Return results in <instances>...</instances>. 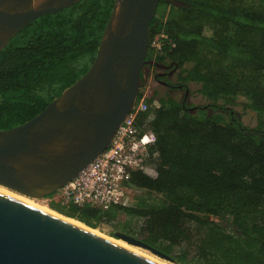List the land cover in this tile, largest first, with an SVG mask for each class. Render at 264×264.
Instances as JSON below:
<instances>
[{
  "label": "trees",
  "instance_id": "trees-1",
  "mask_svg": "<svg viewBox=\"0 0 264 264\" xmlns=\"http://www.w3.org/2000/svg\"><path fill=\"white\" fill-rule=\"evenodd\" d=\"M114 1L80 0L43 14L0 50V129L32 118L86 72ZM158 7L165 17L152 18L149 37L164 31L174 47L157 61L170 59L178 67L172 84H197L205 101L189 105L154 91L149 99L161 107L139 114L158 157L128 183L152 201L106 210L47 205L92 228L125 214L117 230L178 264H264V0H159ZM247 111L254 126L241 120Z\"/></svg>",
  "mask_w": 264,
  "mask_h": 264
},
{
  "label": "water",
  "instance_id": "water-1",
  "mask_svg": "<svg viewBox=\"0 0 264 264\" xmlns=\"http://www.w3.org/2000/svg\"><path fill=\"white\" fill-rule=\"evenodd\" d=\"M80 0H0V50L30 22ZM159 0H115L93 61L32 118L0 129V187L42 200L110 144L148 79ZM165 84V83H163ZM113 237L178 264L119 230ZM0 264H160L0 190Z\"/></svg>",
  "mask_w": 264,
  "mask_h": 264
},
{
  "label": "built area",
  "instance_id": "built-area-1",
  "mask_svg": "<svg viewBox=\"0 0 264 264\" xmlns=\"http://www.w3.org/2000/svg\"><path fill=\"white\" fill-rule=\"evenodd\" d=\"M173 47L172 39L164 31L149 38L148 51L153 57L167 56L165 51ZM140 92L141 97L117 127L109 146L50 197H45L47 201L56 200L65 206L90 205L101 210L112 205H137V194L143 191L129 184V178L133 171L155 160L158 152L155 134L142 129L136 120L140 113L161 107L158 98L149 99V88H141Z\"/></svg>",
  "mask_w": 264,
  "mask_h": 264
},
{
  "label": "rangeland",
  "instance_id": "rangeland-1",
  "mask_svg": "<svg viewBox=\"0 0 264 264\" xmlns=\"http://www.w3.org/2000/svg\"><path fill=\"white\" fill-rule=\"evenodd\" d=\"M165 12H166L165 7H158L156 9L155 16L159 17V18L165 17L164 16ZM149 70H151V69L148 68V71ZM177 72H178V69H176L175 74L173 76L169 77L168 80L174 83L176 81ZM197 87H198V85L193 83V82L189 83V85H188L190 96L188 98V102L187 103H189V105L201 104V103H204V101H205V100L202 99L200 94H198L196 92ZM148 88L151 90L152 93L154 91H156L157 94L160 95V96H168L166 88L165 87L162 88L161 84L158 83V82H155L154 80H152L151 77L148 78L147 82L142 87V89H148ZM170 95L172 97H174V98H177V99H181V97H182V93L180 91L171 93ZM235 108L237 110H239V111L242 110L241 106H236ZM241 120H242V122L244 124H247L249 126H254L256 124V115L253 112H251V111H247L246 113H244L241 116ZM142 198L149 199L148 202L152 201L151 196L149 197L144 191L143 192H139L137 194V199H138L137 201H139ZM32 200H34L36 203H39V204H41L43 206H46V208L52 209L51 207H49L47 205L48 201L45 198L42 199V200H37V199H33L32 198ZM38 206H40V205H38ZM52 210H54V209H52ZM54 211H56V210H54ZM56 212H58V211H56ZM125 218H126V215L121 213V214H119L117 216V219H115L114 221L109 222V223L108 222H103V223L100 224L99 227H96V229L101 231V232H103V233H105V234H107V235L113 236V235L110 234V232H112L114 230H117L118 229V227H117L118 223H122L125 220ZM142 222H143V219H140L138 225H141ZM145 251H147V250H145Z\"/></svg>",
  "mask_w": 264,
  "mask_h": 264
},
{
  "label": "bare ground",
  "instance_id": "bare-ground-1",
  "mask_svg": "<svg viewBox=\"0 0 264 264\" xmlns=\"http://www.w3.org/2000/svg\"><path fill=\"white\" fill-rule=\"evenodd\" d=\"M0 190H1V191H4V192H7V193H9V194H12V195L18 197L19 199H21V200H23V201H25V202H27V203L33 205V206H36V207H38V208H40V209H42V210H45V211H48V212H50V213L56 214V215H58V216H60V217H64V218L68 219L69 221H71V222H73V223H75V224H77V225H80V226H82V227H85V228L91 230V231L94 232V233H97V234H99V235H101V236H103V237H105V238H107V239H110V240H112V241L118 243V244L121 245V246H124V247H126V248H128V249H130V250H133V251H135V252H137V253H139V254H141V255H143V256H145V257H147V258H149V259H151V260H153V261H156L157 263H160V264H174V263H172V262H170V261H168V260L161 259V258H159L158 256L153 255V254L150 253L149 251H145V249H142V248H140V247H137V246H134V245L128 244L127 242H125V241L122 240V239H119V238H116V237H113V236L107 235V234H105V233H103V232L97 230L96 228H92V227H90V226H88V225H86V224H84V223H81L80 221L76 220L75 218H74V219H73V218H70V217L65 216V215H63V214H61V213H58V212H56V211H54V210H52V209H50V208H46V206H43V205H41V204H39V203H36V202H35L34 200H32V198H30V197H26V196L21 195V194H19V193L12 192V191H10L9 189L3 188V187H0ZM33 199H34V198H33ZM38 205H40V206H38Z\"/></svg>",
  "mask_w": 264,
  "mask_h": 264
},
{
  "label": "flooded vegetation",
  "instance_id": "flooded-vegetation-1",
  "mask_svg": "<svg viewBox=\"0 0 264 264\" xmlns=\"http://www.w3.org/2000/svg\"><path fill=\"white\" fill-rule=\"evenodd\" d=\"M147 58L149 60L155 61L158 64L164 65L165 68L160 67V66H156L153 63H149L146 64L145 67L148 69H151L148 71V78L151 77L152 80H154L155 82H158L161 84V87H165L167 92L169 94L174 93V92H178L180 91L182 93V97L181 100L183 102H188V98L190 96L189 93V89L188 88H183L182 86H178L175 87L172 82H168L169 77L173 76L175 74L176 69H178V67H176L172 61H170V59H165L163 61H157L156 58H149L147 56ZM165 83V84H163ZM151 92V90H150Z\"/></svg>",
  "mask_w": 264,
  "mask_h": 264
},
{
  "label": "clouds",
  "instance_id": "clouds-1",
  "mask_svg": "<svg viewBox=\"0 0 264 264\" xmlns=\"http://www.w3.org/2000/svg\"><path fill=\"white\" fill-rule=\"evenodd\" d=\"M149 38H150V37H149ZM149 54H150V53H149V51H148V55H149ZM150 55H151V54H150ZM151 56H152V55H151ZM152 57H153V56H152ZM153 58H156V57H153ZM147 80H148V79H147ZM152 94H154V92H153V93L151 92V95H152ZM151 95H150V97H151ZM154 98H155V97H154Z\"/></svg>",
  "mask_w": 264,
  "mask_h": 264
}]
</instances>
